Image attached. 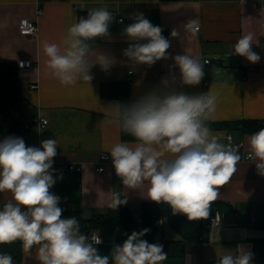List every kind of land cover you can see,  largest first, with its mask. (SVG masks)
<instances>
[{"label":"crops","instance_id":"crops-1","mask_svg":"<svg viewBox=\"0 0 264 264\" xmlns=\"http://www.w3.org/2000/svg\"><path fill=\"white\" fill-rule=\"evenodd\" d=\"M101 7L113 13L114 20L109 27L110 36L101 38L91 48L88 60L91 65L96 55L103 52L110 55L113 65L107 71L93 65L90 84L78 79L74 85L64 86L47 69L42 43L48 41L63 47L68 27L78 22V11ZM136 12H142L154 26L163 29L162 35L171 45L169 59L149 67L136 65L123 55V50L133 43L123 29L133 22L129 17ZM24 18L38 21L37 35L21 34L19 24ZM193 19L199 25L195 37L183 27ZM173 30L179 35L172 37ZM247 33L253 35L252 50L260 56L259 62H249L234 53L229 55L237 40ZM184 53L202 63L210 60L204 65L205 75L199 85L181 83L179 68L171 57ZM23 60L33 61L34 66L21 67L19 62ZM0 63H15L19 69L26 99V145L40 147L44 140H57L53 177L62 175V179L56 180L50 192L60 197L58 206L63 211H80L84 219H92L105 214L112 193L119 192L122 199L127 198L134 216L139 217L143 203L152 202L146 198L147 182L138 190H129L115 174L108 150L117 142L135 141L123 140L119 127L107 115L106 108L120 102L103 97L101 84L128 81L131 97L136 100L162 88L165 80L171 88L188 95L208 91L215 94L217 107L208 126L222 143L239 145L243 158L252 134L215 129L211 124L264 119V0H0ZM40 116L49 120L46 127L34 122ZM227 133L233 135L230 141ZM103 152L110 155V160L105 171L99 172ZM68 163L82 165V172L64 169ZM219 192L221 198L211 205L210 215L217 211L223 226L215 229L206 224L203 240L188 244L184 257L168 258L161 264H217L224 255L235 256L238 246L254 257L255 243L264 239V176L257 174L255 163L241 159L237 172ZM11 198L10 192H0V208ZM96 233L103 237V242L96 245L101 256L110 255L113 246L122 245L131 234L118 216L94 229L90 236ZM156 239L153 243L163 245L164 239L180 240L182 236L166 219L161 222ZM22 252V260L14 264H38L34 250L30 255L22 247Z\"/></svg>","mask_w":264,"mask_h":264},{"label":"clouds","instance_id":"clouds-1","mask_svg":"<svg viewBox=\"0 0 264 264\" xmlns=\"http://www.w3.org/2000/svg\"><path fill=\"white\" fill-rule=\"evenodd\" d=\"M129 19L133 22L123 29V34L133 43L123 50V55L136 65L149 67L169 59L171 45L162 35L163 29L154 26L142 12ZM113 20L114 14L107 8L92 9L68 27L63 47L48 41L42 43L46 67L62 85H74L78 79L90 84L93 65L98 64L105 71L113 65L110 55L103 52L96 55L91 65L88 60L92 42L110 36ZM183 27L193 37L199 32L194 19ZM178 35L176 30L171 32L172 37ZM252 40V33L242 35L229 55L234 53L249 62H259L260 56L252 50ZM171 58L179 68L183 85L200 84L205 75L204 65L209 61L202 63L187 53ZM20 66L24 67V63ZM162 84V88L131 104L114 103L106 108L110 120L135 141L117 142L108 150L112 166L129 190H138L147 182L146 198L167 204L173 215L183 214L188 221L208 219L211 205L221 198L219 189L237 172L242 159L239 145L222 143L208 126L217 107L215 94L208 91L188 95L171 88L168 80ZM57 147L56 139L44 140L40 147L26 146L22 138L15 136L0 142V192L12 194L0 208V245L20 241L26 253L31 255L35 251L38 264H161L168 259L162 244L142 239L150 231L147 228L133 231L122 245L113 246L110 255L101 256L96 245L102 241L97 233L89 242L81 234L76 217L62 218L60 197L50 192L56 180L62 179V175L53 177ZM246 159L255 163L258 175L264 176V128L248 138ZM121 197L119 192H113L108 208L116 210L126 205L127 198ZM236 250L235 256L224 255L217 264H251V252L240 246ZM0 264H14L13 257L0 253Z\"/></svg>","mask_w":264,"mask_h":264},{"label":"trees","instance_id":"trees-1","mask_svg":"<svg viewBox=\"0 0 264 264\" xmlns=\"http://www.w3.org/2000/svg\"><path fill=\"white\" fill-rule=\"evenodd\" d=\"M89 10L78 11V21L86 17ZM96 38L92 47L100 41ZM101 95L105 98L117 99L122 104H131L136 99L131 97L128 81L106 82L100 87ZM25 95L19 69L15 63H0V142L9 136L20 137L25 141L26 126L24 118ZM212 128L227 131L238 130L241 134L255 133L264 128V119H241L236 121H222L211 124ZM125 141H134V138L121 132ZM26 144V142H25ZM27 146V145H26ZM118 216L123 226L132 233L145 228L150 231L142 237L148 243L155 242L160 229V224L168 220L169 224L182 236L180 240H163L164 252L168 258L184 257L187 245L203 240V230L206 219L188 221L182 214H172L171 208L164 203L144 202L139 217H135L129 206L123 205L116 210L109 209L105 214L92 219H84L80 211H63L62 218L76 217L80 223L81 234L90 236L94 229L106 225ZM0 253H8L13 257V262L22 260L23 252L20 242L0 245ZM252 264H264V239L255 243V255Z\"/></svg>","mask_w":264,"mask_h":264},{"label":"built area","instance_id":"built-area-1","mask_svg":"<svg viewBox=\"0 0 264 264\" xmlns=\"http://www.w3.org/2000/svg\"><path fill=\"white\" fill-rule=\"evenodd\" d=\"M42 13V11H39V14ZM119 21H123V18H119ZM19 30L21 32V34L23 35H37L38 30H39V26H38V21L37 20H33V19H28V18H24L21 20L20 24H19ZM207 61L210 62L209 59H206ZM21 62L24 63L25 67H33L34 63L31 60H23L20 61L19 64L21 65ZM30 62V63H29ZM33 87H36V85H33ZM47 121V124L49 122V120L46 117H37L34 122L38 123L41 127H46L47 124H43L41 123V121ZM217 136V135H216ZM220 137V136H218ZM227 138H232L233 135L231 133H227L226 135ZM30 147H35L34 145H30ZM247 154V153H246ZM246 154L242 159H246ZM110 160V155L107 152H103L101 153V157H100V165L97 167V170L99 172H104L105 168H106V163ZM64 169H69L71 171H77V172H82L83 170V166L82 165H78L75 163H68L64 166ZM218 214V212L216 211L214 214L210 215L208 219H206V224L211 227V228H220L223 226V219L219 214V217H216V215ZM140 219V217H139ZM94 235V234H93ZM99 235V234H98ZM91 237L92 235L89 237V240L91 241ZM99 237L101 238V241L103 242V237L101 235H99Z\"/></svg>","mask_w":264,"mask_h":264}]
</instances>
